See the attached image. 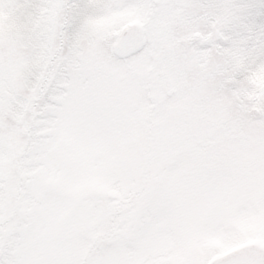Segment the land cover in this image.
Masks as SVG:
<instances>
[{"label":"snow or ice","instance_id":"obj_1","mask_svg":"<svg viewBox=\"0 0 264 264\" xmlns=\"http://www.w3.org/2000/svg\"><path fill=\"white\" fill-rule=\"evenodd\" d=\"M0 264H264V0H0Z\"/></svg>","mask_w":264,"mask_h":264}]
</instances>
